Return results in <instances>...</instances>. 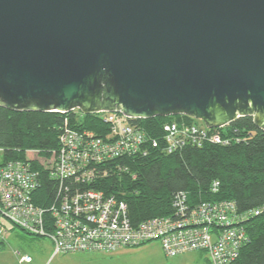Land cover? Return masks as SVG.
<instances>
[{
    "label": "water",
    "instance_id": "95a60500",
    "mask_svg": "<svg viewBox=\"0 0 264 264\" xmlns=\"http://www.w3.org/2000/svg\"><path fill=\"white\" fill-rule=\"evenodd\" d=\"M0 107L264 131V0H0Z\"/></svg>",
    "mask_w": 264,
    "mask_h": 264
},
{
    "label": "built area",
    "instance_id": "2783aa9c",
    "mask_svg": "<svg viewBox=\"0 0 264 264\" xmlns=\"http://www.w3.org/2000/svg\"><path fill=\"white\" fill-rule=\"evenodd\" d=\"M93 115L109 127L104 137L65 120L59 147L49 160L48 176L57 182V194L46 204L35 201L42 174L31 162L14 160L0 165V238L10 224L33 237L52 240L55 255L112 254L158 241L167 257L197 251L207 253L213 264H236L248 240L243 222L263 213L264 206L246 214H237L235 203L230 201L190 207L187 195L179 193L173 202L174 215L132 222L125 201L87 185L100 174L106 176L109 163L115 159L147 155L161 139L149 135L135 124L136 119L122 113ZM202 123L181 119L165 124L162 151L171 154L188 144L200 146L205 140L227 143ZM17 255L21 264L33 262L29 255Z\"/></svg>",
    "mask_w": 264,
    "mask_h": 264
},
{
    "label": "trees",
    "instance_id": "16d2710c",
    "mask_svg": "<svg viewBox=\"0 0 264 264\" xmlns=\"http://www.w3.org/2000/svg\"><path fill=\"white\" fill-rule=\"evenodd\" d=\"M80 116V111L15 112L0 107V165L27 161L41 172L42 186L35 198L39 205L57 194L58 184L48 176L49 160L59 147L65 120L100 137L109 131L97 115ZM181 119L195 121L185 115L133 120L149 135L161 139L159 146L149 148L147 155L115 159L109 163L108 174H100L87 187L125 201L134 223L174 215L173 202L179 193L187 195L190 207L230 201L235 203L237 214L262 208L264 131L254 124L253 118L241 117L223 128L209 130L220 134L226 144L205 140L200 146L188 144L171 154L163 152L164 125ZM243 224L248 240L236 264H264V212Z\"/></svg>",
    "mask_w": 264,
    "mask_h": 264
},
{
    "label": "rangeland",
    "instance_id": "374dc122",
    "mask_svg": "<svg viewBox=\"0 0 264 264\" xmlns=\"http://www.w3.org/2000/svg\"><path fill=\"white\" fill-rule=\"evenodd\" d=\"M2 152L0 151V161ZM29 255V264H213L207 253L187 252L167 257L158 241L108 253H68L55 255L54 244L48 238H37L21 228L8 225L0 238V264H21L19 255Z\"/></svg>",
    "mask_w": 264,
    "mask_h": 264
}]
</instances>
